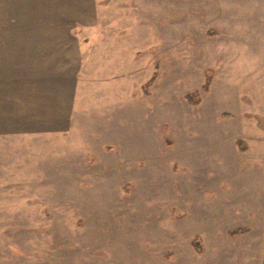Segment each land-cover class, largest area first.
Listing matches in <instances>:
<instances>
[{
    "label": "rangeland",
    "instance_id": "374dc122",
    "mask_svg": "<svg viewBox=\"0 0 264 264\" xmlns=\"http://www.w3.org/2000/svg\"><path fill=\"white\" fill-rule=\"evenodd\" d=\"M27 16L81 40L77 112L0 119V264H264V0H0V34Z\"/></svg>",
    "mask_w": 264,
    "mask_h": 264
},
{
    "label": "crops",
    "instance_id": "0c3cea01",
    "mask_svg": "<svg viewBox=\"0 0 264 264\" xmlns=\"http://www.w3.org/2000/svg\"><path fill=\"white\" fill-rule=\"evenodd\" d=\"M30 18L25 32L0 34V119L13 121L15 132L65 131L77 112L81 40L64 19Z\"/></svg>",
    "mask_w": 264,
    "mask_h": 264
},
{
    "label": "trees",
    "instance_id": "16d2710c",
    "mask_svg": "<svg viewBox=\"0 0 264 264\" xmlns=\"http://www.w3.org/2000/svg\"><path fill=\"white\" fill-rule=\"evenodd\" d=\"M245 231H247V228H237V229H234V230H232V231H229V234H231V235H236V234H239V233H243V232H245Z\"/></svg>",
    "mask_w": 264,
    "mask_h": 264
}]
</instances>
